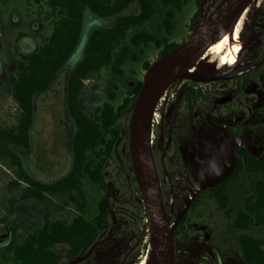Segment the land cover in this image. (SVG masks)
<instances>
[{
    "label": "rangeland",
    "instance_id": "obj_1",
    "mask_svg": "<svg viewBox=\"0 0 264 264\" xmlns=\"http://www.w3.org/2000/svg\"><path fill=\"white\" fill-rule=\"evenodd\" d=\"M216 1L200 0V13L196 20L191 19L198 8L195 0H188L181 9L158 4L149 21L131 26L122 42L128 47V53L122 54L119 47L115 49L116 55L122 57L118 67L123 72L115 71L110 64L86 78L83 96L86 98L87 109L92 111L94 103L101 104L104 99H108L109 91L116 93L112 103L117 106L128 88L142 80L146 74L144 61L153 64L159 59L161 47L155 41L135 44L131 41L133 34L146 30L157 39L168 38L169 41L181 43L189 37L193 27L207 15ZM15 9L25 15L27 2L0 0V28L2 25L9 26L10 13ZM139 9L138 1L134 0L123 12L132 13ZM167 10L173 11L170 32L164 24ZM239 37L244 48L235 65H220L218 56L210 52L200 60L196 68L201 74L226 72L223 78L194 83L193 79L178 76L163 93L153 115V141L149 149L151 154L157 151L159 155L162 149L168 147L161 168L153 157L160 180L161 200L164 195L169 201L170 193H175L174 210L181 209L184 198L191 196L203 167L207 168L209 175L215 157L228 139L236 138L258 156L264 157V0H251L249 11L240 25ZM246 73L247 82L243 84V75ZM190 88L201 89L203 95L185 98ZM60 101L59 86L40 98L37 120L32 128L33 146L24 157L32 175L47 181L60 177L71 163L70 143L74 125L58 105ZM121 119L128 123L129 114ZM159 136L163 138V143L156 150L155 143ZM172 138L175 139L173 146L170 147V143L167 146ZM232 157L235 159V152ZM117 164L114 155L107 167V180L112 182L108 188L112 195V219L102 227L101 240L96 242L94 257L89 264H149L153 243L141 191L138 183L128 178L130 173L126 168ZM0 169V214L7 210L9 200L14 198L16 214L23 216L26 221L19 229L20 237L31 227L33 229L42 224L46 208L52 218L68 220L80 211L75 203L65 204L63 194H50L48 207L40 199L21 198V191L26 184L21 181L18 186L10 189L9 182L14 178L13 174L1 165ZM255 178L256 175L243 170L229 181L227 194L231 215L206 194L201 195L191 210L186 233L179 236L178 264H211L207 258L216 259L215 249L221 253L224 264H246L237 235L247 232L264 236V223L236 229L233 219L236 211L242 207ZM167 181L170 187H167ZM85 188L89 197L88 216L96 210L104 190L89 179H86ZM189 226L192 227L190 232ZM206 229L210 232L207 242L204 239ZM0 264H3L1 259Z\"/></svg>",
    "mask_w": 264,
    "mask_h": 264
},
{
    "label": "trees",
    "instance_id": "obj_2",
    "mask_svg": "<svg viewBox=\"0 0 264 264\" xmlns=\"http://www.w3.org/2000/svg\"><path fill=\"white\" fill-rule=\"evenodd\" d=\"M134 0H114L110 2H100L96 9L100 13L116 12L121 13L123 9ZM139 11L132 13L119 14L113 25L96 29L87 40L83 58L76 64L70 72L68 78L67 100L69 113L75 123L72 135L71 153L72 160L68 173L55 181L45 182L35 178H28L32 183V191H26L23 196L35 197L48 204L50 194L66 193L68 200L77 204L80 208L74 221L66 227L63 222L51 221L49 211H45L44 220L40 226L33 228L32 232L26 237L25 241L15 249L18 251L17 259L13 264H53L54 260L61 254L57 253L52 245L56 241L67 240L70 243L69 255L88 253L84 263L89 264L94 257L93 250L89 246L96 240L102 227L108 220L112 219L109 209L107 195L105 193L106 183L104 178L103 166L106 157L113 148V144L119 134V118L125 112L129 113L133 107L135 98L139 92L142 80H138L133 86L129 87L121 103L117 106L109 101L97 107L94 112L85 111L80 98V91L83 88V79L89 74L99 71L101 68L112 64L115 71L123 72L118 65L122 62V57L116 55L115 49L119 47L122 54L128 53V47L122 44L128 29L133 25H142L149 21L157 10L158 4L164 6H174L181 9L188 0H137ZM197 9L191 16L196 20L200 13V0H195ZM172 10H167L164 18L165 28L171 31ZM69 25L73 26L74 31L69 33L67 45L62 48V35L58 33L57 45L59 48L43 50L32 59V93L34 90L45 88L49 84V79L59 64L50 65L49 59L57 54L58 58L64 59L69 54L78 37L80 28V9L74 13ZM133 43L143 41H155L161 47L159 57L163 56L179 43L169 41L168 38L157 39L146 30H140L131 36ZM144 69L151 66V62L145 60ZM247 73L243 75V84L247 82ZM196 83V80H192ZM111 99L116 97L114 91H109ZM201 96V89L190 88L184 95L189 99L192 96ZM27 128L25 134L20 139L27 143ZM243 170L256 175L254 182L245 197L242 207H240L233 219V226L236 229H244L251 224L264 223V157L258 156L248 146L239 145L235 149V166L233 171L214 185L207 186L198 192L194 200L197 205L201 195L206 194L213 199L221 208L226 209L231 215L229 207V197L227 186ZM99 184L104 190L100 196L96 210L87 216L89 207V197L86 192L85 182ZM238 243L241 248L242 256L246 264H264V236H256L247 232L237 235Z\"/></svg>",
    "mask_w": 264,
    "mask_h": 264
},
{
    "label": "flooded vegetation",
    "instance_id": "obj_3",
    "mask_svg": "<svg viewBox=\"0 0 264 264\" xmlns=\"http://www.w3.org/2000/svg\"><path fill=\"white\" fill-rule=\"evenodd\" d=\"M25 1L27 2V6H28V10L26 11L25 15H23L20 11L16 9L12 10L10 13L9 26L6 27L2 25L0 28V165L3 166L11 174H13L14 178L11 179L9 182L10 189L15 188L22 181L26 185L22 189L20 197L35 198L32 196L29 197L23 196L24 192L32 191V183L29 180H27V177L35 178L40 181L52 182L66 175L71 166L70 163V166L65 170V172L62 173L60 177L51 181L34 177L32 175V172L26 167L24 157L26 152H28L31 149V146H33L32 128L37 120V112L40 106L39 104L40 98L44 94H49L55 86H59L61 101L58 105H60L64 110V112L66 113V115H68L75 129V123L70 116L68 100H67L68 78L70 72L73 70L76 64L83 58L84 49L90 35L100 27H109L113 25L118 15L122 13H126L123 11L131 3L128 6H126L121 13L118 14L116 12L100 13L99 10L96 9V7L99 6L100 2L106 3L114 0H25ZM77 9H80V28H79L77 40L74 44L72 51L69 54H67L64 59L60 60L57 57L58 55L55 54L53 58H50L48 60L50 65L59 64V66L51 74V77L49 79L50 81L49 84L45 88L34 90L32 93V77L35 76L32 75V59L35 58V56L41 53L43 50L46 51L49 49L57 50V48H59L57 45L58 33L62 35V39H63L62 45L64 44L62 48H64L67 45L68 35L72 31H74L73 26L69 25V22L70 19L74 17V13ZM0 22H2L1 12H0ZM87 77L83 79V88L81 89L79 96L81 98L82 105L85 111L88 113H92L95 111L97 107L102 106L104 102L109 101L112 103L113 99L109 97L108 99H104L101 102V104H98V102L94 103L95 104L94 109L92 111H89L86 107V98L83 96V89ZM128 114H129V122L126 123L121 118L124 115L126 116ZM130 114L131 111L129 113L123 112L120 115L119 125H118L119 134L113 144V148L111 152L106 157V161L103 166L104 178L106 183L105 193L107 195L110 213L112 211L110 207L111 205L110 197L112 195H110L108 188L110 184H112V182L107 180V174L109 172L107 167L111 164V159L114 157V155L118 161L117 165L123 166L130 173L128 178L134 179L137 182L134 175L132 157L129 146ZM27 125H29L28 130L26 132L28 140L27 143H25L22 142L20 139L25 134L24 130L27 128ZM152 126L153 125H150L147 136L148 150H150L149 146L153 141V139L151 138L152 130H153ZM71 142H72V136H71ZM173 142H175V139L173 138L170 139V141L167 142V146L169 143H170V147L173 146ZM162 143H163V138H160L159 136L156 139L155 149L159 150L162 146ZM70 149H71V143H70ZM166 151H168V147L162 149V152L159 155L157 151H154V153L151 154L153 158V162L155 157L157 159L159 167L160 165L162 166L164 165V154L166 153ZM71 160H72V153H71ZM157 179L159 181V188H160V180L158 178V173H157ZM92 183L96 184L94 182ZM166 183H167V187H170V182L167 181ZM96 185L98 186V188L101 189L99 184ZM170 194L171 195L169 197V201H167L166 196L164 195L162 196V203L166 213L169 216L170 221L172 222L180 215L182 209L186 205L187 199L184 198V205L181 209L177 208L174 210L176 195L175 193L172 192ZM63 195L65 196L64 199L65 204L72 202L68 200L66 193H63ZM196 196L191 201L186 212L183 214V216L181 217V219L179 220V222L177 223L174 229V246H175L174 264H178L179 262V256H180L178 254L179 236L181 233H186V230L188 228L186 224L187 221L190 220L191 210L195 206L194 200ZM75 205L80 210L79 206L77 204ZM46 206L48 207V204ZM46 210L49 211L48 208H46ZM78 213H80V211ZM76 215H74L70 220L61 219V218H52L50 216V211H49L50 220L51 221L60 220L61 222H63V225L66 227V229L68 224L74 221ZM25 222L26 221L23 216L16 214L15 199L11 198L9 200V205L7 207V210L4 211V213L0 214V259L1 262H3V264H13L16 261L18 251L15 248L21 243H23L26 237L32 232L33 229L31 227V229L23 237L19 236V229L21 227V224H25ZM191 228L192 227L189 226V232L191 231ZM101 231L99 232L96 240L89 246L90 250H93L96 242L101 240V235H102ZM204 239L206 242L209 241L206 240V233ZM52 247L57 253L61 254L59 257H57L54 260L53 264H83L84 260L88 256V253H84V251L70 256L69 255L70 243L67 240L56 241L52 245ZM215 254H216V259L207 258V260L211 264H224V259L221 253H219L215 249Z\"/></svg>",
    "mask_w": 264,
    "mask_h": 264
},
{
    "label": "water",
    "instance_id": "obj_4",
    "mask_svg": "<svg viewBox=\"0 0 264 264\" xmlns=\"http://www.w3.org/2000/svg\"><path fill=\"white\" fill-rule=\"evenodd\" d=\"M250 2L251 0H217L207 15L193 27L185 41L159 57L153 64L151 63L133 103L129 123L132 165L144 201L153 247L161 264H174V229L191 201L200 190L216 184L234 169L235 159H233L232 153L239 145L243 144L236 138L228 139L223 144L214 159V166L209 175L207 168L203 167L195 190L186 200V205L180 215L171 222L149 175L147 136L152 112L167 87L180 75L201 82L218 80L225 76L226 72L201 74L181 71V69L193 50L213 42L218 35L239 18ZM240 57L241 55H239V59ZM205 233L206 240H209V231L206 230Z\"/></svg>",
    "mask_w": 264,
    "mask_h": 264
},
{
    "label": "bare ground",
    "instance_id": "obj_5",
    "mask_svg": "<svg viewBox=\"0 0 264 264\" xmlns=\"http://www.w3.org/2000/svg\"><path fill=\"white\" fill-rule=\"evenodd\" d=\"M250 6L251 2L245 7L239 18L223 33L218 35L213 42L193 50L190 58L182 66L181 71L197 72L196 68L200 60L210 52L215 53L218 56V62L220 65H235L244 47V43L239 37L240 25L249 11ZM148 169L156 193L160 195L159 181L157 179V172L150 150H148ZM149 264H161V260L154 247H151Z\"/></svg>",
    "mask_w": 264,
    "mask_h": 264
},
{
    "label": "built area",
    "instance_id": "obj_6",
    "mask_svg": "<svg viewBox=\"0 0 264 264\" xmlns=\"http://www.w3.org/2000/svg\"><path fill=\"white\" fill-rule=\"evenodd\" d=\"M162 97V96H161ZM161 97L159 98V100L161 99ZM159 100H158V102H157V104H156V106H155V108H154V110H153V112H152V119H151V121L153 120V115L155 114V111H156V108H157V105H158V103H159ZM152 123V122H151Z\"/></svg>",
    "mask_w": 264,
    "mask_h": 264
}]
</instances>
